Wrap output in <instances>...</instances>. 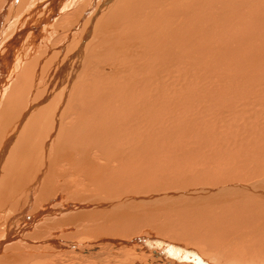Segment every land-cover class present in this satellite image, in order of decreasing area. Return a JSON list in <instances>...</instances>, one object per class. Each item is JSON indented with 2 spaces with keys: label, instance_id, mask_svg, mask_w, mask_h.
I'll return each mask as SVG.
<instances>
[{
  "label": "bare ground",
  "instance_id": "6f19581e",
  "mask_svg": "<svg viewBox=\"0 0 264 264\" xmlns=\"http://www.w3.org/2000/svg\"><path fill=\"white\" fill-rule=\"evenodd\" d=\"M222 1L223 0H0V264H6V262L9 264L10 259H12L11 262L13 264L16 255L20 259V262L24 260L25 256H27V259H30V254L35 253L34 250H32L33 252L31 251L32 253L29 252L28 256L26 253L27 246L24 247L22 245L31 242L34 237H37V239L38 237L47 238L43 235L47 231L57 230V227L60 225L57 224L60 222L77 221V225H73V227H82L83 231H81V233H84V235L102 226L101 221L103 219L97 220L90 218L89 220H83L81 219V215H87L90 208L95 210L98 208V205H104V202L109 200H105L103 202L104 204L97 201V203H95V205H97H94L97 208H93L89 201V199L93 201V196L91 198L88 195V197L80 196L78 194V189L74 191L77 193H71V195L67 194V190L64 188L66 184L63 186L64 189L61 187L62 185L58 184L60 178L58 174H56V169L63 161L67 162L70 160V158L66 160L67 156L71 154V150L64 146L65 143L72 142L70 144L78 145L75 144L76 142L74 140L69 139L67 131H71L77 128V126H84L85 128L83 127L84 129L81 130L87 133L89 137H93L91 142L96 141L100 144V148L94 145V149H101V151L102 149H109L107 153H104V159L107 162L106 167L113 162V159H118L119 162H117L118 165L116 170L123 172V165H125L126 167H124L129 170L130 174L138 173V166L141 167L140 171H142V163L145 157L142 155V149L139 151L137 147H161L163 140L166 138L173 141L172 145L175 144L173 137L170 136L174 133L175 126L174 129L172 126L160 128V124H180V122L175 124V121L169 123V120H171L169 114L176 115L177 112L186 113L185 119L181 122L183 123L182 126L184 125L183 129L181 130L179 127L180 131L177 129V131L175 130V135L178 136V134H180L181 139H186V137H182L184 136V132L190 127L192 128V124L191 126L188 124V122L192 121H189L191 118L189 115L191 114L188 115V112H190L188 106L191 107L193 101H189L190 99L186 94L191 88L185 86L187 84L188 74H190V69L206 65L208 61H210V64L212 62L213 66H215L217 62L219 63V61H231L234 62V64H240L241 62L240 68L235 67V69L240 70L239 73L241 74V71L249 66V62L252 61L255 51L252 45V38H255L253 29L250 28L249 23H244L246 16L242 13H235L234 18L232 20L229 19L230 24L226 25L227 23L225 24L223 22L225 19L223 7L226 11L234 7L229 5L224 6L225 4L222 5ZM229 2L230 1H228V3ZM236 3H238V0L235 1V4ZM246 4H248L250 8L257 9L258 0L257 4L254 0H249ZM239 6L242 5H235L236 8ZM249 18L252 20V16H249ZM100 25H103L99 30L102 33V38L97 42L96 31ZM254 27L255 26H253V28ZM108 28H112V30ZM233 28H236V30ZM243 31L245 32L244 34H242ZM236 32H240L242 35L236 37ZM210 40L211 44L216 42L214 45H217L218 48L214 49L210 44V47H208ZM234 40L235 42H233V44H235V46H237L236 44L239 42L237 51H233L227 44V41ZM95 41L96 43L94 44ZM241 46L245 47L242 52L241 50L243 49ZM90 63L92 64L91 69ZM255 63L250 64L253 66ZM82 66L83 68L80 71ZM112 66H115V68H111ZM259 67L261 69L260 65ZM234 72L236 71L234 70L232 73ZM204 74L206 73L204 72ZM37 75L40 77L37 78ZM249 75V70L247 72L245 71L243 75H239L240 80H242L240 86L244 87L242 91L245 90V92H247L245 95H248L245 96L243 94L245 97H241L242 101H240L241 104L239 107L245 105V101L250 97V93L248 92L252 90L251 88L253 86L257 88H262V86H264V80H257L256 82V79L253 80V82L256 83L254 84L252 82L253 85H251L248 80L250 79L251 81L252 76ZM48 76L50 85L46 86V79L44 80V78ZM229 77H231V75ZM236 77H238V75ZM222 78L224 77L222 76ZM192 79L193 76H191V80ZM227 79L226 77L225 81H227ZM209 81L212 82V80ZM225 81L222 80L223 85H219L218 83L219 87L217 88L221 93H228L229 95L234 90L228 92V82L226 83ZM228 81L233 82L235 88H240L235 85L237 82L234 83L231 79H228ZM43 82L44 84H40ZM224 83H226V85H224ZM159 84L165 86L164 91H159L162 90ZM208 85L209 84H207V86ZM62 86H66V88L63 89ZM176 86H180L181 90L184 89L179 98H177L178 91L175 89ZM205 87H203L202 84L200 88L204 89ZM233 88H230V90ZM263 88L262 90L264 92ZM239 91L241 90L238 89L237 92ZM209 92L211 91L209 90ZM259 93H261V91ZM237 94L241 96L242 92L241 94ZM230 95L232 97V94ZM233 95L237 97L236 94ZM186 96L188 99H186ZM197 98L195 97V99ZM202 99L199 98L200 102ZM236 100L238 101L237 98ZM197 105L199 106L198 103ZM203 107L204 106H202V108L198 107L199 109L196 111L199 112L200 109H202L207 113V110H204L205 107L204 109ZM180 108L181 110H179ZM224 108L225 110L229 109L225 106ZM60 113L63 114L61 115ZM65 115L72 121V123H68L67 130L64 128V123L62 122ZM176 116L179 117L180 115L177 114ZM199 116H201V114ZM79 118L82 119L79 121ZM179 118L182 119L184 117ZM163 120L165 122H163ZM206 122L213 123L211 120L210 122L206 120ZM57 128H60V133H62L60 138H58L59 132ZM76 137L80 139V141L86 138L82 135ZM77 138L75 140H77ZM203 138H205V135ZM205 140L209 141L208 138ZM205 140L203 139L202 141ZM219 142L221 143L219 144ZM111 145L115 147H110ZM217 146L223 148V141H218ZM215 148L213 150H215ZM145 151H147V149H145ZM189 151H191L189 156L193 157V155H197V153H194L193 149ZM60 152H65L66 155L63 153L64 156H61ZM169 152L170 150L163 149V155L155 156L156 160L163 161L164 156L165 158H167L168 155L171 156ZM229 152L230 148L226 149L224 152L212 153L213 159L221 162L223 167H225L219 169V175L215 176L213 179L207 178V180L201 181V183H209V185L212 186H217L219 184L223 185H221L217 191L214 190L215 192L212 190L213 193L210 197H212L213 200L221 198L219 196L220 194L228 196L227 192L231 191V189L244 191L246 187L240 185L242 186V188H240L238 187L239 184L224 186L223 183L226 184L233 180L244 181L242 178L243 176L247 178V176L261 177L264 175V162H262V160L257 161L259 162L258 165L252 166L251 163L254 161H247L250 159L249 155H243L241 152L238 156L239 158H237L240 159L242 156L247 158L230 160L233 157L228 154ZM172 155H176L174 149ZM129 157L131 159H129ZM213 159L210 158V160ZM106 162H104L105 165ZM229 162H233L232 165H226V163ZM151 164L154 165V163ZM203 164L205 163L203 162ZM217 164L219 165V163ZM73 165L70 168L74 169ZM145 165L146 164H143V166ZM131 166L133 167L131 168ZM91 167L93 169L96 168V171L98 169L106 171V167L104 166L96 165L90 166V168ZM153 169L155 168L153 167ZM162 170L167 171L164 168ZM165 171L162 172L160 170L159 173H165ZM106 175L108 174L106 173ZM156 175L157 173L151 174L148 177H153V180H155ZM163 175L164 174H161L162 178L165 177H163ZM136 176H138V174H136ZM103 177L105 178V176ZM125 178L126 177H124V179ZM149 178H146V180H149ZM112 180L114 181V178ZM141 180H143V177L140 181ZM125 181L122 180V182ZM150 182H152V180ZM143 183L144 181H141L137 186H141ZM112 184H114V182ZM251 184L253 185L252 189H259L260 187H264V179ZM210 189L211 188H209V190ZM263 189L261 188L262 191H264ZM70 190H68L69 193ZM207 190V188L203 187L199 188L197 191L208 192ZM156 191L153 192L155 193L154 195L152 194L153 196H147L148 200L146 197L139 199L140 202L144 204L151 203L150 206H154L152 209L159 208V206L164 208L161 202L170 192L165 194L162 190L160 191L163 193L158 191V189ZM197 191L185 192L190 201H188V208L174 211L177 213L173 212V215L176 214L175 217H177L179 221L175 226L171 225L173 227V234L176 238L172 244L175 246L172 244L161 245L162 247L160 246V248L172 247L177 252L180 250L182 252L184 251V253H192L198 257L192 259L196 264L201 262L204 263L205 261L209 262V264H220V262L222 264H264L263 260L261 262L256 259L257 257L258 259H262L264 254L262 255L263 257L261 256L262 258L259 256L252 257L251 255L252 258L250 257L246 260L244 257L238 259L236 255L232 258L227 257L225 256V251L217 250L221 246V244H219L221 240H226V243H230L229 246H226L230 247L232 242H236V240H234L235 238H233V234L242 232L251 233L254 229L252 226L253 221L249 222L251 219L261 223L262 221L264 222V203L256 200L255 197H250L249 199L242 198L239 200L241 196L239 194L240 192H238L234 197H231L232 202L225 206H220L219 208L213 205L208 206L210 205L208 204L206 207H202L198 202H194L199 198L195 197ZM254 192L256 191L251 192V196H257L258 198L262 196H258L254 194ZM257 192L258 194L262 193L260 191ZM245 193L247 194L246 191ZM180 194L183 195V193ZM234 198L235 200H233ZM210 199L211 198H209V200ZM119 200L126 203L130 198L129 196L119 197ZM169 200L170 199L166 201ZM228 200L231 201L230 199ZM89 202L90 204H88ZM216 202L218 201L216 200ZM167 203L168 202H165V204ZM106 204H111V201ZM139 204L143 206V204ZM197 205L201 207H196ZM157 215L159 216V214ZM168 216L169 214L167 218ZM172 217L173 216H171L170 219H173ZM95 221H99L96 222L99 224L97 225ZM63 232L64 231L59 228L58 233H61V235L60 238L58 237V240L53 238L48 240L40 239L39 241L36 240V243L32 242L31 244H46L42 249H46V246L54 249L55 247H59L60 244L64 246L72 245L70 243L72 240L70 241L67 236H64ZM126 237H115L110 235L98 236L94 241L96 245H91L93 249L95 248V253H93V256L90 258L96 256L95 260H98V257H101L98 252H102V250L98 251L96 248L103 249L102 247L109 248L108 253L114 250V252H124L125 250L128 252V248L122 247L123 245L121 244V242L124 241L131 242V239ZM240 237L241 240L244 239L241 234ZM138 238L133 242L136 244L141 243L138 241ZM142 241L144 240L142 239ZM145 241H147L148 244L147 242L141 244L149 245V248L152 247L151 245H154H150L149 242L152 241L146 239ZM127 242L124 243L131 248V244L129 245ZM176 242L178 244H176ZM101 243H103V245H101ZM74 245L76 244L74 243ZM186 245H188L187 248ZM196 245H204L208 247L210 251H217H215L214 254H204ZM248 245H244V247ZM258 245L257 246L260 247L261 251L264 253V242L262 246L261 243ZM22 248H25V252L23 253L21 252ZM240 249L241 246L238 248V251H240ZM43 252H46V250H43ZM247 252L248 249L246 250V253ZM246 253L243 252L242 254L246 256ZM249 253H251V251ZM146 255L148 256V254ZM148 258L145 259L146 261H141L139 264L159 263L157 258L156 260L154 259L155 262H149L153 259ZM89 260L91 261L84 259L82 262L85 261L86 263L87 261L88 264L89 262H96L93 259ZM126 264L135 263L126 261Z\"/></svg>",
  "mask_w": 264,
  "mask_h": 264
},
{
  "label": "rangeland",
  "instance_id": "374dc122",
  "mask_svg": "<svg viewBox=\"0 0 264 264\" xmlns=\"http://www.w3.org/2000/svg\"><path fill=\"white\" fill-rule=\"evenodd\" d=\"M228 1H230L229 2L230 4L228 3ZM235 1L236 0H223L222 1V5L225 4L224 6L229 5V6L234 7L233 9H229V11H226L225 8L223 7L224 11L223 10L222 11L225 13L224 17L226 19V20L224 19L223 22L225 24L227 23L226 25L230 24L229 19L232 20L234 18L235 13H242L246 16L244 23L250 24L249 26H250V28L253 29V34L255 37V38H252L253 39L252 45L255 48L254 57H253L252 61L249 62V66H247V68L245 70L241 71L242 73L240 74L239 73L240 70L235 69V67L240 68L241 62H240V64H238V63L234 64V62H231V61H226V62L219 61V63L217 62V63H215V66H213L212 62L210 64V61L207 60L208 62L206 63V65H203L200 67H193L192 69H190V71H189L190 74H188L187 84L185 86H187L188 88H191L188 90L189 92L186 94L190 99L189 101H193L191 103V107L188 106L189 107L188 110L190 111V112H188V115L191 114V115H189V117H191L189 121L192 120L191 122H188V124H190V126L192 124V128L190 127L189 128L190 131L188 129L184 132V136H182V137H186V139H183V138L181 139L180 134H178V136H177V135H175V132L177 130L180 131V128H181V130L183 129L184 125L182 126L183 123H181V122L185 119L186 113H178V112L176 113V115L177 114L180 115L179 117H184L182 119H180L175 114H169V116L171 118V120H169V123L175 121L176 122L175 124H177V122H180V124H177V125H170V124H168V125L163 124L162 125V124H160V128H166V127L172 126V128L174 129V126H175L174 133H172L170 135L173 137L175 144L172 145L173 141L169 138H166L165 140H163L161 147L149 146V148L151 147L150 149L147 148V146H142V148L137 147L139 151H141V149H142V151H141V152H143L142 155L145 157V159L142 163V171H140L141 167L138 166V170H139L138 173H131L130 174L129 170H127V168H125L126 167L125 165H123V172L122 171L120 172V170L119 171L116 170V167L118 165L117 162H119L117 157H116L117 160L113 159V162H111L109 164V166L106 167L107 162L104 159V153H107V151L109 149H107V148L102 149V151H101V149H94V145H97L100 148V144L96 141L91 142L93 137H89V135L87 133H85L84 131L81 130V129L85 128L84 126H82V125L77 126V128H74L75 130L73 129L71 131H67V136L69 137V139L74 140L76 142L75 144H78V145L70 144L72 142H70V143L64 142L65 143L64 146H66V148H69L71 150V154L68 155L66 158V160H68L69 158H70V160H68L67 162L63 161L64 162V163L62 162L63 165L61 163L56 169L58 171V172L56 171V174H58V177L60 178L58 184L62 185L61 186L62 188L66 184V186L64 188H65V190H67V192L65 191L67 194L71 195V193L72 194L77 193L74 191L76 189H78L79 190L78 194L80 196L86 197L88 195L90 198L93 196L92 197V198H94L93 201L89 199V201L91 202V206L93 208H97V207H95L97 205V204L95 205V203H97V201L103 203L105 200H109V201H111V204H106V203H109V201H105L104 202L105 204L103 203L104 205H101V206L98 205V208L95 210L90 208L88 211L89 213L87 215L86 214L81 215L82 216L81 219H83V220H86V219L89 220L90 218H94L97 220L103 219L101 221L102 226H100L96 230L87 232L84 235V233H81V231H83L82 227H78V226L75 228L73 227V225H77V221L71 220L69 222H60L57 224V225L60 224L57 227V230L47 231L43 235V236H46L47 238L38 237V239H37V237H34L31 242H28L27 244H23L22 246H24V247L27 246L26 247L27 248V250H26L27 254L29 252L32 253L33 252L32 250H34L35 253L30 254L31 255L30 259H27L26 258L27 256H25L24 260L22 262H20V259L16 255L13 264H78V263L84 264L85 261L82 262V260H84V259H87L88 261H91L89 259H93L94 261L97 262V263L96 262H92V263L89 262V264H99V263H101V264H118V263L119 264H126V261H130V262H133L135 264H139L141 261H146L145 259H147L148 256L150 259H153L151 261L148 260L149 262H152V261L155 262V260L157 258L159 261V263L157 262L158 264H161V263H164V264H196L193 262L192 259L193 258L196 259L197 256L193 255L192 253H187V252L184 253V251L182 252L180 250H178V252H177L172 247H165L164 248L165 250L163 248H160L161 245H170V244L174 243V241L176 239L175 235L173 234V229H172L173 227L172 226H175L176 223L179 221H178V218L175 217L176 214L173 215V212L179 211L180 209L188 208V201L189 200H188V197H187L185 192H187V191H189V192L193 191L194 192V191L199 190V188H203V187L207 188L208 189L207 191L208 192L210 191L209 193L208 192H199V191L196 192L195 197H199V198H197L196 201H194V202H198L200 205H202V207L203 206L206 207L208 204H210L208 206L213 205L214 207L218 206L219 208H220V206H225L228 203L232 202L231 197H234L238 192H240L239 194L241 196V197H239V200L242 198L243 199H249L250 197H255L256 200L264 203V191L261 190V188L263 189L264 187H260L259 189L254 190V189H252L253 185L251 184V183H255L257 181L263 180L264 175L261 177H258V176L248 177L247 176V178H246V176L245 177L243 176L242 178L244 179V181L233 180L232 182L230 181L229 183H226V184L223 183L224 186H226V185L232 186L235 184L236 185L239 184L238 187H240V188H242V186H246L248 188L250 186V188L248 189L245 187L244 191H242V190L237 191L235 189H231V191L227 192L228 196H224L223 194H220L219 196L221 198L216 199L218 202H216V200H213L212 197H210V195L213 193L214 190L217 191L218 188L222 184H219L217 186H212V185H209V183H201V181L207 180V178L213 179L215 176L219 175V173H220L219 169H221V168L223 169L225 167V166L223 167V164L221 162L215 161L213 159L212 153L213 154L217 153V152L220 153L221 151L224 152L226 149L230 148V152L228 154L233 157L230 160H233V159L234 160H240L241 158H247L245 156H242V157H240V159H238L239 154L242 152L243 155H246V156L249 155L250 156V159H248L247 161H249V160L254 161L253 163H251L252 166L258 165L259 162H257V161L262 160V162H264V133H263L264 132V101H263L264 92L262 90V88L264 86H262V88L258 87L260 90L257 87L253 86L251 88L252 90H250L248 92V93H250L249 94L250 97H248L247 100L245 101V105L243 107H242V105H241V107H239V105L241 104L240 101H242L241 97L243 98L245 93H247V92H245V90L242 91V89H244V87L240 86V84H241L240 82H242V80H240L239 75H243L245 73V71L247 72L249 70V73H250L249 76H252V78H251L252 80L250 81V79H249L248 81L250 82L251 85H253V83L255 84L257 82V80H264V78H263L264 77V47H263L264 46V0H260V2L258 0V4H257V0H254L256 2V4L258 5L256 7L257 9L250 8L249 5L246 4V2H248L249 0H238V3H236V4H235ZM234 4L235 5H242V6H239L238 8H236ZM245 16H243V17H245ZM249 16H252V20L249 18ZM102 26L103 25H100L98 30L96 31L97 32V36H96L97 42H99L102 38V35H101L102 33L99 31L102 28ZM253 26H255V27L253 28ZM108 29L112 30V28H108ZM234 30H236V28ZM244 33L245 32L243 31L242 34H244ZM242 34L240 32H236L235 36L237 37V36L242 35ZM223 35H224V33H223ZM96 41L94 42V44L96 43ZM233 42H235V40L234 41H227V44L233 51H237L238 50L237 46H238L239 42H238V44H236L237 46H235V44H233ZM214 43H216V42H213L211 44V40H210V42L208 43V47H210V45H212V47L214 49L218 48V46L214 45ZM241 48L243 49V50H241V52L244 51L245 47L241 46ZM241 52H240V54H241ZM257 62H258V64H257ZM250 63H255V64L253 66H251ZM255 65H257V66H255ZM259 65L261 66V69H260ZM104 66H107V65H104ZM109 66H111V65H109ZM82 68H83V66L80 68V71L82 70ZM91 68H92V64L90 66V69ZM111 68H115V66H112ZM215 70H217V71H215ZM234 70L236 71V72H234L235 74L232 73ZM204 72L206 74H204ZM39 75H37V78L40 77ZM199 75H201V76H199ZM230 75H231V77H229ZM233 75L234 76L238 75V77H236V76L234 77ZM191 76H193L192 80H191ZM222 76L224 78H222ZM200 77H202V78H200ZM226 77L228 79H231L232 81H234V83L237 82L238 85L237 84H235V85L237 87H240L238 89L241 91L237 92L238 89L233 86L234 85L233 82L228 81V79H227V81H225ZM208 78H210V79H208ZM48 79H49V76L47 78H44L46 86L50 85ZM217 79H218V81H217ZM254 79H256V82H253ZM209 80H212V82ZM222 80L225 81L226 83L228 82L227 83L228 87H230V88L234 87L231 90H230V88L227 87L228 92L233 91V90L239 94H241V92H242L241 96L238 95L237 93H235L234 91L232 93H230V94H232V97L230 94H229L230 95L229 96L228 93H224V94L221 93V91H219L217 87H219V85H223ZM191 82H193V83H191ZM218 83H219V85H218ZM226 83H224V85H226ZM229 83H230V85H229ZM40 84H44V82L40 83ZM40 84H38V85H40ZM202 84H203V87H205V85H206V87L204 89L200 88L202 86ZM207 84H209V85L207 86ZM216 84H217V86H216ZM160 86L162 87V90H159V91H161V92L164 91L165 86L159 84V87ZM231 86H233V87H231ZM27 88H28V86H27ZM62 88L64 89V88H66V86H62ZM208 88L211 92H209ZM175 89H176V91H178V93H177L178 97L177 98H179V96L181 97V92H183L184 89L181 90L180 86H176ZM203 90H204V92H203ZM260 91H261V93H259ZM198 94H202V95H198ZM233 94H236L237 97H235V95H233ZM204 95H205V97H204ZM187 96H186V99H188ZM223 96H225V97H223ZM245 96H248V95L246 94ZM174 97H176V96H174ZM192 97H193V99H192ZM195 97L196 98L198 97V98L195 99ZM226 97L230 98V99H227ZM199 98H201V99L203 98L201 100V102H200ZM221 98H224V99H221ZM232 98L233 99L235 98L234 100L236 102ZM236 98L238 99V101L236 100ZM216 99H218V100H216ZM255 99L257 100V102ZM232 100H233V102H232ZM196 101H199V102H196ZM215 101H216V103H215ZM197 103L199 104V106L197 105ZM212 103L214 104V106ZM195 105L198 106L199 108L200 107L202 108V106H204L205 109H204V107H203V109L207 110V113H206V111L204 112L202 109H200V111H201V112L199 111L200 113L197 112L196 110H198L199 108L196 107ZM224 106L229 108V109L225 110ZM193 107H194V109H193ZM179 110H181V108ZM202 112H203V114H202ZM219 112H221V113H219ZM200 114H201V116H199ZM237 117H238V119H237ZM81 119L82 118H79L78 120L80 121ZM178 120H180V121H178ZM206 120L209 122L211 120V121H213V123H211V122L208 123V122H206ZM85 121H86V119H85ZM160 121L162 122L161 118H160ZM62 122L64 123V128L66 130L68 128V123H70V122L72 123L71 119L66 117V115L63 117ZM163 122H165V121L163 120ZM196 128H199V129H196ZM57 131L59 132L58 138H60L62 135V133H60V128H57ZM187 131H188V133H187ZM197 131H199V132H197ZM202 134L205 135V138H203L204 135H202ZM79 135H82L86 138H84L83 141H80V139H78L76 137ZM76 138H77V140H75ZM206 138H208L209 141L205 140ZM203 139L206 142L202 141ZM251 139H253V140H251ZM159 140H160V137H159ZM218 141H223V145H224V147L222 146L223 148L217 146ZM101 143H102V140H101ZM220 143L221 142H219V144ZM82 147H84V148H82ZM110 147H115V146L111 145ZM181 147H182V150H181ZM214 148H215V150H213ZM145 149H147V151H145ZM163 149L164 150H170L169 154L171 155V156H169V155L167 156L168 159L165 158V156H164V158H163L164 162L156 160V157H155V156L163 155L162 154ZM173 149L175 150L176 155H172ZM190 149H193L194 153H197V155H193V157L189 156V154L191 153V151H189ZM89 151H91V152H89ZM214 151H216V152H214ZM61 153L62 152H60L61 156H64V154L66 155L65 152H63L64 154L63 153L61 154ZM182 153H184V154H182ZM77 154H78V156H77ZM79 155H81V156H79ZM202 157H204V158H202ZM210 158L213 160H210ZM129 159H131V158L129 157ZM148 159H149V161H148ZM193 160H195L196 162ZM104 162H106V165ZM203 162L205 164H203ZM255 162H257V163H255ZM151 163H154V165ZM217 163H219V165ZM232 163L229 162V163H226V165H229V164L232 165ZM71 164L72 165L74 164L73 165L74 169L70 168L72 166ZM143 164H146V165L143 166ZM96 165L106 167V171L102 170V169H98L96 171V168H94V169L92 167L90 168V166H96ZM155 165L157 168L155 167ZM188 166H189V168H188ZM132 167L133 166H131V168ZM153 167L155 169H153ZM201 167L203 168V170ZM114 168H115L116 172L114 171ZM163 168L166 169L167 171L162 170ZM160 170L162 172L165 171V173H159ZM202 171H204V172H202ZM105 172L108 175H106ZM155 173H157L155 180H153L154 179L153 177L152 178L148 177L149 175L155 174ZM183 173H185V174H183ZM205 173H206V175H205ZM136 174H138V176H136ZM161 174H164L163 177L164 176L165 177L162 178ZM103 176H105L106 180ZM124 177H126L125 178L126 181H125ZM142 177H143V180H141V181H144V183L141 186H137V184H140V182H141L140 179ZM193 177H194V179H193ZM113 178H114V181L112 180ZM146 178H149V180L148 179L146 180ZM199 178H200V180H199ZM150 179L152 180V182H150L151 181ZM122 180L125 182H122ZM116 181H118V182H116ZM113 182L115 185L112 184ZM129 182H131V183H129ZM155 182H156V184H155ZM116 183H119V184H116ZM248 184H250V185H248ZM147 185H149V186H147ZM240 185H242V186H240ZM259 186H261V185H259ZM209 188H211V189L209 190ZM231 188H233V187H231ZM157 189H158V191H160V190L164 191L165 194L170 192V194H168L166 196V198H168L170 200L172 199V200L166 201L168 199L165 198L161 202L162 205H164L163 206L164 208H161V206H159V208L157 207L158 209L157 208L152 209V207H154V206L153 205L150 206L151 203H145L144 204V203L140 202L139 199H141L142 197H146V199H147V196L148 197L153 196L155 194L153 192H155ZM68 190H70V193L68 192ZM71 191H73V192H71ZM245 191L247 192V194L248 193L249 194L247 195L245 193ZM252 191H256V192H254V194H256L258 196L259 195H262V196H259V198L257 196H251ZM257 191H260L262 193L258 194ZM161 193H163V192H161ZM180 193H183V195H181ZM126 196L127 197L129 196V198H130V200L127 201L126 203L124 201L121 202L119 200V197L121 198V197H126ZM202 198H204V199H202ZM209 198H211V199L209 200ZM110 199H112L113 201ZM228 199H230L231 201H229ZM203 200H204V202H203ZM211 200H213V201H211ZM221 200H223V201H221ZM233 200H235V198ZM86 201H88V200H86ZM90 202L88 204H90ZM165 202H168V203L170 202V203L165 204ZM139 203L143 204V206L140 205ZM218 203H220V204H218ZM146 204H148L149 206ZM200 205H197L196 207H201ZM147 213H149V214H147ZM174 213H177V212H174ZM157 214H159V216ZM168 214H169V216L167 218ZM170 215L173 216L172 218L174 220L170 219V217H171ZM175 218H177V219H175ZM172 220L175 222H173ZM251 221H253L252 226L254 228L251 233H249V234L243 233V232L242 233H235V234H233V238H235L234 240H236V242H232L231 243L232 245L230 247H226L227 245L229 246L230 243H226V240H224V241L221 240L219 244H221L220 248H222L223 250L220 248L217 250L218 251L219 250L225 251L224 252L225 256L231 257V258L235 257V255L237 256L238 259H241L244 257V259H246V260H248L251 257V255H252V257L253 256L261 257L264 253L261 251L260 247H258V246H260L258 244L261 243V246H262L263 242H264V239H263L264 238V222L261 220L262 221V223H261V222H258L256 220H253V219H251L249 222H251ZM96 222H99V221H95V223ZM96 224L98 225L99 223H96ZM61 225H63V226H61ZM59 228H60V230L64 231L63 232L64 236H67V238L70 241L72 240L70 242L72 245H65L64 246V245L60 244L59 247H55L54 249L47 247V246H46V249H42L45 247L46 244L45 245L37 244L39 246H37L35 244H31L32 242H35L36 240L39 241L40 239L48 240V239L53 238V239L58 240L60 238V235H61V233L60 234L58 233ZM53 231H57V232H53ZM179 232H181V231H179ZM240 234L243 235V237H244V239L242 238L243 240H241L242 236L240 237ZM100 235H108V236L110 235V236H115V237H117V236L126 237L127 236L126 238L131 239V242H127V241H124V242H127V244H129V245L131 244V246L133 248L128 247L126 245V243H124V242H121V244L123 245V246L122 245L121 246L125 247V248L127 247L128 248L127 251L129 253L126 252V250L124 252L123 251L114 252L115 251L114 250L112 252L109 251L110 253H108L109 248H104V247H102L103 249H97L96 248V250H98V251L102 250V252H98V253H100L101 257L100 258L98 257V260H95L96 256L93 258H90L91 256H93V253H95V248L93 249L91 245H93V246L96 245V243H94V241ZM261 235H262V237H261ZM131 236H133V237H131ZM237 237H239V238H237ZM137 238L139 239L138 241H140L141 243L147 242V241H145V239H146V240L152 241V242H149L150 245L151 244H154V245H151L152 247L149 248V245H146V244H141V243L136 244L133 241H136ZM64 239H66V238H64ZM142 239L144 241H142ZM167 239H169V240H167ZM163 240H166V241H163ZM255 241H256V243H255ZM74 243L76 245H74ZM132 243H133V245H132ZM186 243H188V242H186ZM147 244H148V242H147ZM176 244H178V243L176 242ZM253 244H255L256 246ZM29 245H31V246H29ZM101 245H103V243H101ZM172 245L175 246L174 244H172ZM244 245L245 246L248 245L250 247H248V246L244 247ZM187 246L188 245H186V248H187ZM240 246H241V249H240V251H238V248ZM119 247H120V245H119ZM158 247H159V249H158ZM196 247L201 249L204 254L205 253L214 254V252L217 251V250L210 251L209 248L204 246V245H196ZM242 247H244V248H242ZM137 249H139V250H137ZM245 249L246 250L248 249L247 253H246ZM43 250H46V252H43ZM48 250H50V251H48ZM249 250L251 251V253H249L250 252ZM90 251H91V253H90ZM16 252H18V251H16ZM21 252L22 253L25 252V248H22ZM134 252H136V253H134ZM243 252L246 253V256H245V254L244 255L242 254ZM258 253H259V255H258ZM146 254H148V256ZM86 255H87V257H86ZM240 255H242V256H240ZM28 256H29V254H28ZM239 256H240V258H239ZM26 259H27V261H26ZM256 259L258 261H261V262H262V260L264 261V257L262 259H260V258L258 259V257H257ZM3 260H5V259H3ZM9 261H10L9 264H12V262H11L12 259H10ZM170 261H173V262H170ZM230 261H232V260H230ZM241 262H242V260H241ZM86 263L88 264L87 261H86ZM206 263L209 264V262H206V261L204 263L201 262L199 264H206ZM6 264H7V262H6ZM220 264H222V263L220 262Z\"/></svg>",
  "mask_w": 264,
  "mask_h": 264
}]
</instances>
